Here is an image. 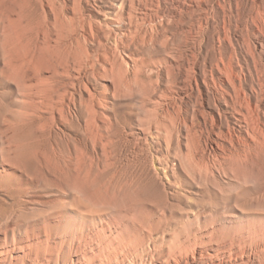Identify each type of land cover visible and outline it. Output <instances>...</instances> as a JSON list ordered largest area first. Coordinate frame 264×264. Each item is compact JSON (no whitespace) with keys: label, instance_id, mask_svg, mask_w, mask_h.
I'll return each instance as SVG.
<instances>
[{"label":"bare ground","instance_id":"obj_1","mask_svg":"<svg viewBox=\"0 0 264 264\" xmlns=\"http://www.w3.org/2000/svg\"><path fill=\"white\" fill-rule=\"evenodd\" d=\"M0 264H264V0H0Z\"/></svg>","mask_w":264,"mask_h":264}]
</instances>
